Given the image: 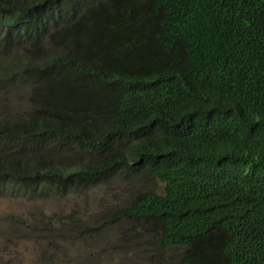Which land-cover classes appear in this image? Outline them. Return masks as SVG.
Wrapping results in <instances>:
<instances>
[{
  "label": "trees",
  "instance_id": "obj_1",
  "mask_svg": "<svg viewBox=\"0 0 264 264\" xmlns=\"http://www.w3.org/2000/svg\"><path fill=\"white\" fill-rule=\"evenodd\" d=\"M116 178L127 204L93 223L3 216L0 247L264 264V0H0V200Z\"/></svg>",
  "mask_w": 264,
  "mask_h": 264
},
{
  "label": "rangeland",
  "instance_id": "obj_2",
  "mask_svg": "<svg viewBox=\"0 0 264 264\" xmlns=\"http://www.w3.org/2000/svg\"><path fill=\"white\" fill-rule=\"evenodd\" d=\"M130 186V181H120L116 178L108 184H103L90 190L86 195L72 194L63 201H52L47 204L38 202H26L22 199L0 200V218L6 215L20 216L23 219L36 215L39 209H43L46 217L65 216L70 218L72 215L80 218L86 223H93L107 212L114 208L121 207L128 203L131 194L126 191ZM146 187L158 194L163 191V184L157 180H148ZM135 188H139L135 186ZM71 219V218H70ZM76 248L80 245L76 243ZM106 246H100V253ZM69 244L60 248V255L57 264H74L75 257L68 254ZM0 247V264H42L43 247L33 240L13 241L12 244ZM66 253V254H65ZM66 255V259L61 257ZM42 257V258H41ZM124 261H115L113 264H126ZM91 264H106L101 256L95 257Z\"/></svg>",
  "mask_w": 264,
  "mask_h": 264
}]
</instances>
